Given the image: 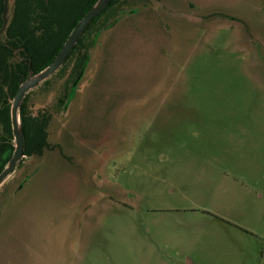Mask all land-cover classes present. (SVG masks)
<instances>
[{
	"label": "rangeland",
	"instance_id": "1",
	"mask_svg": "<svg viewBox=\"0 0 264 264\" xmlns=\"http://www.w3.org/2000/svg\"><path fill=\"white\" fill-rule=\"evenodd\" d=\"M125 9L64 113L31 98L52 148L0 187V264H264V0Z\"/></svg>",
	"mask_w": 264,
	"mask_h": 264
},
{
	"label": "trees",
	"instance_id": "2",
	"mask_svg": "<svg viewBox=\"0 0 264 264\" xmlns=\"http://www.w3.org/2000/svg\"><path fill=\"white\" fill-rule=\"evenodd\" d=\"M97 1L0 0V174L15 149L11 106L20 85L53 63L73 29ZM127 1L111 0L108 8L87 27L63 66L26 95L20 109L26 157H41L45 150L52 148L48 138L53 115L46 107L33 111L31 98L38 91L50 97L55 86L52 87V82L57 81L59 92L55 97V110L64 113L68 109L99 35L113 27L127 13ZM10 4V13L8 10L6 15ZM5 22L7 25L3 29Z\"/></svg>",
	"mask_w": 264,
	"mask_h": 264
},
{
	"label": "water",
	"instance_id": "3",
	"mask_svg": "<svg viewBox=\"0 0 264 264\" xmlns=\"http://www.w3.org/2000/svg\"><path fill=\"white\" fill-rule=\"evenodd\" d=\"M110 2L111 0H98L97 3L90 9V11L80 20L78 25L73 29L64 47L62 48L58 56L55 58L53 63L42 72L36 75H31L26 81H24L20 85L11 106V125L15 141V149L8 165L0 174V186L14 173L19 162L25 157L24 132L21 124L20 109L26 95L32 90L39 87L43 82L48 80L63 66V64L67 60L70 53L73 51L74 47L78 43L80 37L85 32L87 27L97 16H99L108 8ZM8 10L9 8H7L6 10V15L8 13ZM6 25L7 22H5L3 29L6 27Z\"/></svg>",
	"mask_w": 264,
	"mask_h": 264
},
{
	"label": "flooded vegetation",
	"instance_id": "4",
	"mask_svg": "<svg viewBox=\"0 0 264 264\" xmlns=\"http://www.w3.org/2000/svg\"><path fill=\"white\" fill-rule=\"evenodd\" d=\"M50 150H51V149H50ZM43 155H44V154H43ZM12 156H13V155H12ZM41 157H42V156H41ZM26 158H29V157H26V156H25L23 159H26ZM30 158H31V157H30ZM23 159H22V160H23ZM21 163H22V162L20 161V163L17 165L16 169L19 167V165H20ZM16 169H15V171H16ZM15 171H14V173H15ZM11 176H12V175H11ZM1 186H2V185H1Z\"/></svg>",
	"mask_w": 264,
	"mask_h": 264
},
{
	"label": "crops",
	"instance_id": "5",
	"mask_svg": "<svg viewBox=\"0 0 264 264\" xmlns=\"http://www.w3.org/2000/svg\"><path fill=\"white\" fill-rule=\"evenodd\" d=\"M1 187V186H0Z\"/></svg>",
	"mask_w": 264,
	"mask_h": 264
}]
</instances>
